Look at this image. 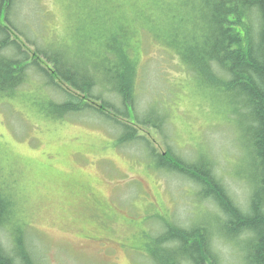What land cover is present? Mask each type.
<instances>
[{
    "label": "rangeland",
    "instance_id": "374dc122",
    "mask_svg": "<svg viewBox=\"0 0 264 264\" xmlns=\"http://www.w3.org/2000/svg\"><path fill=\"white\" fill-rule=\"evenodd\" d=\"M207 1L14 0L1 11L0 25L8 23L51 69L48 56L57 57L63 70L88 77L107 67V74L122 80L134 62L132 115L158 120L160 127L140 126V134L161 155L209 166L247 213L254 187L245 112L213 77L199 76L185 62L203 41ZM174 15L175 29L165 32ZM111 30L129 41L101 36ZM44 80L33 68L18 94L0 96V194H8L7 183L17 200L13 219L23 224L41 264H160L155 240L171 225L206 228L220 264H249L244 235L226 234L225 214L197 183L158 168L142 142L118 146L124 132L95 114L64 120L45 115L43 101L63 98ZM102 83L96 92L111 99L112 87L105 90ZM12 232L4 227L5 247H13Z\"/></svg>",
    "mask_w": 264,
    "mask_h": 264
},
{
    "label": "trees",
    "instance_id": "16d2710c",
    "mask_svg": "<svg viewBox=\"0 0 264 264\" xmlns=\"http://www.w3.org/2000/svg\"><path fill=\"white\" fill-rule=\"evenodd\" d=\"M12 1L14 0H0V13L4 6H9ZM226 1L228 2L207 1L208 12L204 16L206 32L203 41L190 50L188 54L191 55L187 54L185 62H188L199 76L206 74L213 77L215 86L231 94L245 112L244 135L249 139L252 149L251 184L254 187L250 211L247 213L236 206L209 166L191 165L181 159H175L168 153L161 155L156 152L151 141L140 134V126L153 124L155 128L160 127L158 120L145 121L132 115V110L135 112V88L131 84V77L135 81L134 62V66L128 69V77L122 80L107 74V67L101 71L95 68L96 70L91 71L94 76L88 77L69 69L63 70L59 68L58 61L50 56L46 60L56 66L53 65L52 69L48 65L44 67L41 62L45 60L40 57V53L27 50L19 36L10 31L6 23L0 25V96L12 98L18 94L30 70L39 69L57 88L59 95L65 98L63 103L43 101L40 108L45 115L64 120L68 116L89 111L100 117L98 119L107 120L119 133L124 132L123 136L117 139L118 146L135 141L145 144L146 151L150 149L158 168L184 174L191 182L197 183L205 198L217 202L226 216V222L222 224L226 234L234 238L244 235L246 246L248 244L249 264H264V0ZM226 4L229 6L226 7ZM193 5L194 3L192 7ZM168 8L169 11L172 10L171 7ZM185 13L190 17V12ZM176 19L177 16L174 15L171 29L163 28L165 32L169 33L175 29ZM259 25V32L255 34V28ZM121 29L124 27L121 26ZM110 34L115 39L129 41L126 34L120 35L118 31H103L101 36ZM102 80L105 90L112 87L107 95L112 96L111 100L114 101L118 98L119 104L111 102L104 92H96L98 81ZM122 117L126 120L122 121ZM3 184L8 194H0V264H41L36 255H33L34 249L31 247L29 236L22 230L23 224L19 225L13 219L17 200L7 183ZM5 226L14 229L11 234L13 247L10 248L5 247L2 242ZM172 243H178L179 247L170 249ZM155 256L160 264H220V258L211 245L210 234L203 227L197 230H187L174 225L167 227L155 240L154 258Z\"/></svg>",
    "mask_w": 264,
    "mask_h": 264
},
{
    "label": "bare ground",
    "instance_id": "6f19581e",
    "mask_svg": "<svg viewBox=\"0 0 264 264\" xmlns=\"http://www.w3.org/2000/svg\"><path fill=\"white\" fill-rule=\"evenodd\" d=\"M23 2H24V0H21V3H23ZM51 58H55V60H57V61L59 62V59H58L57 57H54V56H53V57H51ZM30 71H31V70H30ZM76 74H81V73H80V72H76ZM82 75L86 76V73H84V74H82ZM43 79H45V80H44V85H45V86H47L50 90H53V89H54V90L57 91V88H56V87L54 88V86L51 84V82H50L46 77L43 76ZM91 80H93V78H91ZM93 81H94V80H93ZM109 84H110V83H109ZM44 85H43V88H45ZM48 88H47V89H48ZM45 89H46V88H45ZM48 91H49V90H48ZM57 92H58V91H57ZM64 101H65V98L62 99V100L57 101V103H63ZM110 101L116 103L114 100H111V99H110ZM116 104H117V103H116ZM87 112H89V111H87ZM91 114H92V113L89 112V116H90V117H91ZM4 246H5V245H4ZM31 247L34 249L33 244L31 245ZM8 248H9V247H8ZM29 248H30V247H29ZM35 252H36V251L33 250V255H36Z\"/></svg>",
    "mask_w": 264,
    "mask_h": 264
}]
</instances>
